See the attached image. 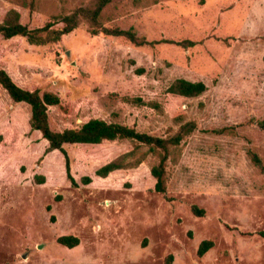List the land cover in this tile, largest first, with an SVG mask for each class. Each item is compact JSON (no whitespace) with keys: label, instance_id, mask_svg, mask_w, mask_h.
<instances>
[{"label":"rangeland","instance_id":"obj_1","mask_svg":"<svg viewBox=\"0 0 264 264\" xmlns=\"http://www.w3.org/2000/svg\"><path fill=\"white\" fill-rule=\"evenodd\" d=\"M95 2L0 0V22L17 9L30 29H57ZM101 22L133 28L151 44L92 35L81 20L58 43L0 37V69L24 89L61 97L49 110L56 131L94 118L161 138L188 122L197 129L167 163L165 194L151 174L158 158L130 141L65 145L72 187L63 154L45 155L29 107L0 86V264H165L170 255L173 264H264V0H115ZM178 79L207 90L173 95ZM130 152V167L96 176ZM70 235L77 247L58 243ZM207 240L214 245L199 256Z\"/></svg>","mask_w":264,"mask_h":264},{"label":"trees","instance_id":"obj_2","mask_svg":"<svg viewBox=\"0 0 264 264\" xmlns=\"http://www.w3.org/2000/svg\"><path fill=\"white\" fill-rule=\"evenodd\" d=\"M115 0H96L94 7H80L72 14L61 18L58 22L62 24L61 28H54L55 22L47 23L44 27L30 29L21 22V14L17 9H10L0 22V37L10 40L15 37H23L32 45H46L50 43H58L66 35L72 33L80 25L81 20L89 23L92 35L104 34L107 37H118L125 39L135 47H143L151 43L142 36H139L135 29L130 28L123 30L120 28H108L101 22V16L104 9ZM190 47L194 44L189 42ZM0 86L7 94L8 100L14 105H27L30 111L29 125L31 130L39 131L43 139L48 142L45 155L51 152L59 151L63 154L66 163L67 178L72 187H78V182L71 173L70 157L65 150V145L72 144H91L100 145L103 142L130 141L135 145V149L141 147L148 148L158 158V163L151 168V174L156 179L155 191L165 194L167 192V163L172 160L176 163L181 155V143L191 135L196 129L195 122H188L183 125L177 133L168 138H161L146 133H141L135 128L122 125L119 123L107 122L102 119H90L77 128H66L62 131H56L50 123V107H58L62 104L61 97L51 91H34L20 87L11 75L4 69H0ZM207 90L203 82H191L185 79L176 80L168 89L169 93L184 98H197ZM140 101V100H139ZM264 129V120L259 123ZM132 155V152L117 158L96 171V176L107 179L113 172L127 169L126 159ZM257 166H262L258 157L254 158ZM45 178H37V184L43 185ZM92 183V178L86 176L82 178L83 185ZM193 213L198 217H203L204 210L197 206L192 207ZM264 237V232H261ZM58 243L69 247H77L80 240L76 236H62L58 239ZM212 241H203L198 249V255L204 256L212 247ZM165 264H173V256L166 258Z\"/></svg>","mask_w":264,"mask_h":264},{"label":"water","instance_id":"obj_3","mask_svg":"<svg viewBox=\"0 0 264 264\" xmlns=\"http://www.w3.org/2000/svg\"><path fill=\"white\" fill-rule=\"evenodd\" d=\"M40 248H42V247H40Z\"/></svg>","mask_w":264,"mask_h":264}]
</instances>
